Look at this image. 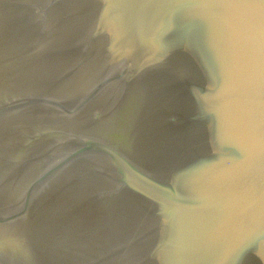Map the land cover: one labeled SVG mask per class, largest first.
Wrapping results in <instances>:
<instances>
[{
  "label": "water",
  "instance_id": "1",
  "mask_svg": "<svg viewBox=\"0 0 264 264\" xmlns=\"http://www.w3.org/2000/svg\"><path fill=\"white\" fill-rule=\"evenodd\" d=\"M0 264H264V0H0Z\"/></svg>",
  "mask_w": 264,
  "mask_h": 264
}]
</instances>
